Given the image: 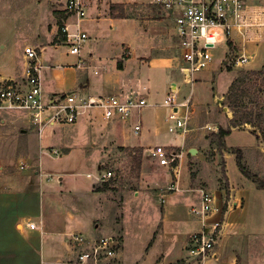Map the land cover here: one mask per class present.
<instances>
[{"label":"rangeland","instance_id":"obj_1","mask_svg":"<svg viewBox=\"0 0 264 264\" xmlns=\"http://www.w3.org/2000/svg\"><path fill=\"white\" fill-rule=\"evenodd\" d=\"M91 1L97 5V10L94 12L97 22L90 21L88 26L83 21L80 24L82 29H88V33L90 31V35L86 38L90 45L95 41V37H98L95 48L97 50L95 55L98 56L93 58L95 55L92 54L89 58L99 67L104 65V69L100 70L101 73L112 72V59L109 53L114 52L115 49L111 43L117 38L135 36L137 28L141 34L151 37L150 46L155 55L177 53L170 38L168 39L166 27L163 26L165 23L163 9L160 5L152 3V0ZM65 4L66 0H0V74L5 70L24 69L25 59L22 48L26 44L37 46L39 49V44L49 38L53 43L65 42L61 32L63 28L68 24H71V29L76 28L74 27L76 20L73 16L66 14ZM110 4H121L127 25L118 26V28L109 26L106 15H110ZM250 14L255 25L250 28L244 41L237 40L238 44L229 43L228 47L219 42L220 45L210 49L213 60L207 68L196 71L189 81H183L182 73L180 81L177 78L176 84L180 87V96L191 93L193 111L188 122V130L182 140L179 132L167 130L163 139L167 143L180 144V146H170L183 153L181 166L178 169V178L183 180L180 186L191 188L196 187L198 183L213 191L217 189L219 193L221 192L219 197L218 192L214 191L218 201L223 198L227 201L230 198L228 176L233 180L245 177L237 165L238 160L245 169L264 180V151L259 147H264L260 133V128H264V1L252 0ZM123 22L120 21L117 24ZM63 47L60 50L65 54L67 46L64 44ZM233 49L238 52L245 51L251 57L245 64L236 65L231 57ZM253 49H255L254 52L251 51ZM101 56L104 58H99ZM261 61H263L262 65H260ZM174 67L178 70L179 62L175 61ZM261 68L262 73H251V70ZM90 71L86 69L85 73L87 72L91 78ZM203 73H206L205 77L201 75ZM160 80H163V76ZM233 80L235 84L231 90ZM154 84L151 83L153 87H156L159 82ZM158 92L159 100L161 96L163 99L162 90ZM153 109L150 108L148 113L155 114ZM166 111L164 115L167 114ZM243 113L250 117L251 123L232 126ZM24 116L25 112L21 110L0 107V158L12 157L14 151L17 154L20 144H23L21 140L26 133L23 125ZM207 125L211 127L206 128ZM49 126L42 127L40 131L42 138L45 137ZM128 127L126 125L124 130L130 132L131 139L141 136V131L137 135L132 127L130 131ZM220 129H229L230 132L223 135L219 132ZM251 135H255L254 142L258 147L247 146V143L253 141ZM110 144V147H104L101 153L95 156L94 159L98 163L96 170L87 171V175L93 174L97 181L93 188L96 185L100 186L108 195L107 206L101 207L97 213L100 220V232L118 234L121 237L123 249L121 258L122 261L129 262L124 264H169L177 260H182V264H194L188 258L184 247L179 250V246L173 248L174 245L172 246L171 243L165 245L162 241H153L152 232L161 230L160 217L163 212V203L159 202L158 193L165 187L155 183L160 177L158 175L160 164L151 156L150 149L144 151L143 147L141 149L131 147L125 140L111 141ZM189 146L197 148L199 152L189 154ZM40 153L39 160L42 158L43 165L46 164L49 168L63 162L56 160L63 155L62 150L53 152V149L48 147L44 153ZM84 154L83 151L75 156L80 158L84 157ZM70 158L73 161V158ZM19 165L16 163L15 166ZM76 165L78 173L66 178L73 177L81 183L84 181L86 167L78 170L81 164L77 159ZM104 170L113 172L109 180H101ZM46 171L43 170L46 178L50 179L54 174L50 170ZM244 180L246 183L244 187L249 189L247 193L249 206L239 214V219L242 217L246 222L241 239L247 250L248 264H264V190L252 185V182L258 185L257 182L242 178L243 182ZM188 181L190 183L187 186ZM234 185L239 187L240 184L235 182ZM170 195H173L181 207L182 228L188 231L195 229L193 222L201 216L189 213L188 208L198 203L199 193L195 189H182L167 193L165 198ZM226 201L222 203L220 214L223 219ZM217 216L213 215L206 221L212 222ZM175 241L176 238L173 240L174 244Z\"/></svg>","mask_w":264,"mask_h":264},{"label":"crops","instance_id":"obj_2","mask_svg":"<svg viewBox=\"0 0 264 264\" xmlns=\"http://www.w3.org/2000/svg\"><path fill=\"white\" fill-rule=\"evenodd\" d=\"M96 10L97 5L91 0H87L88 15L83 20L87 26L90 21L97 20L94 16ZM162 15L165 19L163 26L168 30H166L168 39L170 38L177 53L175 55L174 53L172 55H155L150 46L151 37L141 34L137 28L135 36L117 38L111 43L115 51L109 53V57L112 59V72L109 73L106 71L101 73L100 70L104 69V65L99 67L89 58V55L96 54L98 37H95L92 45L88 40H85L78 55L67 54V50L64 54L60 49L64 48L65 42L53 43L49 38L39 44L40 62L42 63L40 78L45 97H52L68 91H75L81 95L114 94L122 97L134 94L145 97L156 107L145 108L138 116L135 115L127 119L129 122L118 119L105 120L99 111L91 110L80 116L72 125H50L44 138L40 136L42 129L39 130L37 126L30 123L28 115L25 113L23 125L26 128L24 129L26 133L24 139L21 140L23 144H20L17 154L14 151L12 157L0 158V264H61L72 253L69 233L103 234L99 229L100 220L97 213L101 207L107 206L108 195L106 191L94 190L93 186L97 181L93 174L87 175V171L96 170L98 163L94 159L95 156H98L104 147H110L111 141L125 140L131 147H139V149L143 147L144 151L157 144L180 146V144L163 141L167 130L163 117H165L164 111L167 109L160 105L162 96L159 100L157 94L159 90H162L164 97L169 84L176 83L177 78L180 81L181 72L179 67L178 70H175L174 67L175 61L179 62V60L172 31V21L164 10ZM106 19L111 28L123 27L128 24L125 23L127 20L125 15L124 17L106 15ZM120 21L124 22L117 24ZM70 26L71 24H68V29L75 31L76 28L71 29ZM82 30L87 33V37L90 35L88 29ZM251 51L254 52L255 49ZM97 56L95 55L93 58ZM99 58H104V56ZM118 60L122 65L120 69L117 68ZM262 64L263 61L260 65ZM94 67H96L97 73L93 72ZM86 69L91 70V78L87 72L85 73ZM23 75L24 70H5L0 74L2 77L0 83L8 80L22 81ZM201 75L205 77L206 73ZM162 76L163 80H160ZM157 81L159 85L153 87L151 83L154 84ZM183 81L187 80H184L183 77ZM150 108H154L155 114L148 113ZM147 113L148 115H146ZM137 121H140V129L136 133L133 125ZM126 125L129 126V131L132 127L137 135L141 131V136L131 139L130 132L124 130ZM183 136L181 135V140ZM251 137L253 141L247 143V146L249 148L258 147L254 142L256 141L255 135H251ZM48 147L57 152L58 150L63 151V155L56 159L63 161L58 166L49 168L45 162L43 165L42 158L39 160V152L44 153ZM248 147L246 148L249 149ZM259 147L264 151V147ZM83 151L85 152L84 157L75 156ZM197 151L199 152L198 149ZM70 157L73 158V161L70 160ZM76 159L81 164L78 170L86 167L84 174L86 178L84 177V181L81 183H78L73 177L66 178V176L78 173ZM16 163L17 165L25 164L22 165L23 167L20 165L16 167ZM42 168L45 169V172H47L46 170L52 171L54 175L50 179L46 178ZM158 169L160 177L155 183L166 187L165 185L173 180L174 172L162 165ZM176 175L178 178V173ZM242 178L248 180L243 176L238 180H233L228 176L230 198L227 201L225 198L216 200V206L220 210L222 203L226 201L227 205L226 211L223 212V228L216 246L217 258L210 264L236 262V258H238L236 264H248L247 250H245L241 239L246 222L242 217L239 219V214L249 206L247 199L249 189L244 187L246 183L245 180L242 181ZM182 181L178 178L179 186ZM235 182L240 184L239 187L233 186ZM189 183L188 181L187 186ZM252 185L260 188L253 182ZM195 186L191 188L180 186V188L181 190H196L202 185L197 183ZM214 191L218 192L220 197L221 192L219 193L217 189ZM173 195L165 198L167 202L163 203V212L160 217L161 230L153 231L152 237L154 242L162 241L165 245L171 243L172 246L174 245L173 248L179 246L178 248L181 250V247L185 249L188 235L200 230L201 224L205 220L197 217L196 222H193L196 226L195 229L184 230L180 223L182 210ZM197 201L199 202V198ZM95 220H97L96 223H94ZM30 222L34 223L33 228L29 227ZM174 238H176L175 244L173 243ZM124 263L129 262L123 261Z\"/></svg>","mask_w":264,"mask_h":264},{"label":"built area","instance_id":"obj_3","mask_svg":"<svg viewBox=\"0 0 264 264\" xmlns=\"http://www.w3.org/2000/svg\"><path fill=\"white\" fill-rule=\"evenodd\" d=\"M251 1L152 0V3L162 7L172 21L179 70L184 80L189 81L196 71L210 65L213 60L210 49L220 45L219 42L228 47L229 43L238 44L237 40L246 39L250 28L255 25L250 14ZM65 10L66 14L76 20L75 31H70L68 27L63 28L67 54L78 55L87 38V33L80 27V23L88 15L87 0H66ZM22 53L25 59L23 80L0 83V107L25 112L30 123L39 130L45 125H72L82 114L91 110L99 111L105 120H127L138 116L145 108L154 106L145 97L132 94L122 97L114 94L81 95L68 91L45 97L40 78L42 63L38 47L26 44ZM231 57L236 65H243L250 55L233 49ZM93 72L97 73L96 67ZM160 105L168 110L164 117L167 131L184 135L193 111L191 93L180 96V87L173 82L169 84ZM133 129L136 133L139 131L140 121L133 125ZM150 154L160 165L174 172L173 180L158 193L159 202L164 203L167 193L181 190L176 173L181 166L183 153L176 148L157 144L150 148ZM112 176L111 170H104L100 178L106 181ZM196 190L199 193V202L190 206L188 211L201 216L205 221L202 222L200 230L188 235L185 251L194 264H210L217 258L216 246L224 219L220 217L221 210L216 206V193L202 186ZM213 215L219 217L207 222V218ZM29 227L33 228L34 223L30 222ZM68 238L72 253L61 264H123L122 239L118 234L87 235L83 232H71Z\"/></svg>","mask_w":264,"mask_h":264},{"label":"trees","instance_id":"obj_4","mask_svg":"<svg viewBox=\"0 0 264 264\" xmlns=\"http://www.w3.org/2000/svg\"><path fill=\"white\" fill-rule=\"evenodd\" d=\"M120 5L121 4H110V6H109L110 11L109 12H110V16L111 17H124V10H123L122 6H120ZM62 27H63V25L61 24L60 25V29L61 30H62ZM61 32L63 33V39H65L64 32L63 31H61ZM121 67H122L121 61L118 60L117 61V68L120 69ZM263 67H264V65H263ZM262 72H263L262 68L260 70H251V73H255V74H260ZM235 80H233L231 82V86H230L231 90L234 87ZM241 123H251V119L246 113H243V115H241L240 118L237 119V121L235 120V122H233L232 126H235V125H238V124H241ZM219 132L224 135V134H228L230 132V130L229 129H225V130L220 129ZM260 133H261V139L264 142V128H260ZM237 165L239 166L241 172L243 173V175L245 177H247L248 179H251L254 182H257L259 187L264 189V180H262L261 178L257 177L256 174H253L250 171H248L247 169H245L242 166V164L239 162V160L237 161ZM104 186L106 187V183L104 184ZM94 190L103 191V188H101L100 186H96L94 188ZM169 264H182V260H177V261L171 262Z\"/></svg>","mask_w":264,"mask_h":264},{"label":"water","instance_id":"obj_5","mask_svg":"<svg viewBox=\"0 0 264 264\" xmlns=\"http://www.w3.org/2000/svg\"><path fill=\"white\" fill-rule=\"evenodd\" d=\"M196 152H197V149L195 147H190L188 149V153L191 154V155L195 154Z\"/></svg>","mask_w":264,"mask_h":264}]
</instances>
